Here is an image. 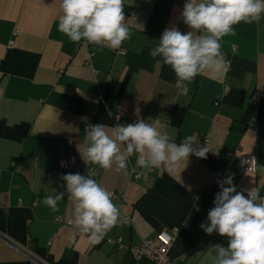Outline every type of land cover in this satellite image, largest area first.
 Masks as SVG:
<instances>
[{
  "label": "crops",
  "instance_id": "0c3cea01",
  "mask_svg": "<svg viewBox=\"0 0 264 264\" xmlns=\"http://www.w3.org/2000/svg\"><path fill=\"white\" fill-rule=\"evenodd\" d=\"M184 2L124 0L131 39L119 55L58 31L60 0H0V264H151L135 261L130 249L161 231L174 233L170 260L212 264V245L227 238L207 235L200 224L220 191L217 180L231 174L238 191L259 186L264 195V13L259 24L233 25L236 35L220 41L230 62L225 76L198 75L182 94L175 73L149 50L165 28L191 31ZM139 118H159L177 144L198 136L206 158L193 155L138 180L131 173L148 169L136 167V155L127 174L86 165L77 150L86 126ZM249 154L256 174L240 171ZM70 157L74 167L60 169ZM87 167L108 191L125 195L123 203L113 201L120 214L106 236L121 248L104 239L93 246L73 225L57 224V217L73 218L67 194L58 213L42 203L62 190V174L84 175Z\"/></svg>",
  "mask_w": 264,
  "mask_h": 264
},
{
  "label": "clouds",
  "instance_id": "9594fccd",
  "mask_svg": "<svg viewBox=\"0 0 264 264\" xmlns=\"http://www.w3.org/2000/svg\"><path fill=\"white\" fill-rule=\"evenodd\" d=\"M60 9L58 31L73 43L83 40L99 46L101 51L104 47L118 50L131 39L124 0H60ZM262 13L264 0H185L181 16L191 31L183 32L177 26L165 28L149 55L171 68L179 90L186 94L188 84L198 75L213 80L226 75L230 62L221 51L220 41L224 36L236 35L233 25L259 24ZM163 128L159 118H139L110 127L101 123L88 125L84 144L77 150L86 165L125 174L133 155L138 168L163 167L168 171L182 163L186 165L190 156L206 158L209 148L201 146L198 136H185L177 144ZM95 176V169L88 167L84 175L62 174V190L42 199L45 206L58 213V202L67 194L72 204L70 223L93 246L116 226L120 214L113 193ZM217 185L220 191L215 194L214 206L207 213V222L200 224L207 235L215 233L227 238L226 245H212V264H264V195L260 187L238 191L231 174L217 180Z\"/></svg>",
  "mask_w": 264,
  "mask_h": 264
},
{
  "label": "built area",
  "instance_id": "2783aa9c",
  "mask_svg": "<svg viewBox=\"0 0 264 264\" xmlns=\"http://www.w3.org/2000/svg\"><path fill=\"white\" fill-rule=\"evenodd\" d=\"M14 35H18V31L15 30L13 32ZM89 44V43H87ZM11 43H9L8 47H11ZM119 55H124L122 50H118ZM229 90L228 86L224 87V93H227ZM217 106V103H215ZM118 119V117H116ZM250 126V125H249ZM88 126L85 127V134ZM255 159V161H253ZM60 169H70L74 167V159L72 157L62 159L59 161L58 164ZM241 173H250L256 174L257 172V159L256 156L253 154L245 155L241 160ZM152 173V169H148L145 173L133 171L131 176L133 179H143L147 175ZM225 177V175H222ZM114 202L116 203H123L125 199L124 193H113ZM56 223L60 225L71 226L72 224L70 221L64 220L61 217L56 218ZM125 225L130 223L129 217H125L123 220ZM108 244H116L119 248H121L120 240L112 241L111 239L104 238ZM174 242V233L161 231L155 237L151 239H144L137 247H133L130 249V253L135 261H138L142 258L148 259L151 264H181V260L173 261L169 258V251L172 247Z\"/></svg>",
  "mask_w": 264,
  "mask_h": 264
}]
</instances>
